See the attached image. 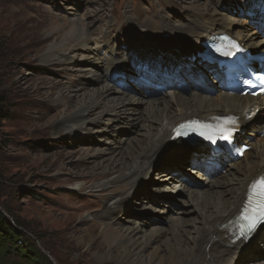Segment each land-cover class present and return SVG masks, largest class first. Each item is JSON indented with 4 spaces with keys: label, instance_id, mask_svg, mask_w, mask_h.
Here are the masks:
<instances>
[{
    "label": "bare ground",
    "instance_id": "obj_1",
    "mask_svg": "<svg viewBox=\"0 0 264 264\" xmlns=\"http://www.w3.org/2000/svg\"><path fill=\"white\" fill-rule=\"evenodd\" d=\"M213 1L217 5V10L214 7L210 8L209 1L206 2V8L202 11H196L194 6L190 5L189 9L192 14L189 13L191 15L187 16V24L178 27L179 31L165 25V31L158 32L146 25L130 23L129 34L133 42L125 44L127 47L130 46L131 51L122 52L120 43L112 42V26L105 28L106 33L101 36L99 29L89 32L87 26L79 27L77 25L69 31H65L63 25L55 31V35L51 37H54L55 41L49 45L41 57L40 61L43 64H59L62 63V60H66V57L71 60L70 53L78 50L93 67L88 74L91 75L89 77L91 83L96 86L91 91V95H86L84 92V84L83 87L76 86L70 90L73 95L59 96L61 92L56 93L63 110L69 109L76 97L87 96V98L79 100L74 107L75 111L69 114L70 116L63 118V122H61L63 124L60 127L62 130L70 132L75 129L74 134L84 133L83 126L98 123L106 116L109 123L115 118L129 121L127 126H130L131 131L134 132V135L127 139L126 147L120 145V142L116 145L119 147L113 146L109 142L111 145L108 143L105 145L106 148L100 152L101 156L97 155L99 173L96 176L99 180L92 183L89 188L103 190L114 181L130 183L136 179L139 180L135 181L129 193L107 197L105 208L101 213L89 219L88 216L85 217L92 224L90 223L89 226L81 230L84 240L90 239L88 242L83 240L82 244L86 245L90 242L94 244L92 239L97 235L102 240L103 248L100 252L93 254L94 261H91L93 264H235L241 259L242 261L254 259L258 264H264L260 260L262 254L260 255L258 249V245L260 246L261 241H264V226L261 233L259 231L256 234L252 232L251 239L248 241L238 238L240 230L243 228L239 219L246 196L250 192L252 184L260 177H264V133L260 126L261 120L264 118V98L227 94L220 91L218 83L207 76L205 79L202 78L200 89H196L192 83L189 84L190 92L174 87L162 94L155 102H149L147 99L156 95L154 91L150 90L145 93L131 83L128 84V87L131 86L130 89L120 90L115 87L114 82L117 74L128 70L129 61L132 58L144 60L148 66L149 64L145 60L147 58L144 55L150 52L158 57L156 60H159L160 63L172 64L175 62L182 67H187L188 75L193 76L195 69L192 64H196L197 61L193 63L190 58L199 52L200 43L206 38L209 39L222 33L229 35L245 47L261 50L264 45V34L259 40H256L258 33L255 30L243 35L244 23H237L238 21L235 20L238 27L233 26L235 21L230 22L228 9H225V12L219 10L222 6L225 8L233 4L234 0ZM248 2H246L248 9L264 8V0H249ZM245 21L242 20V22ZM98 32L101 42L98 41L99 39L94 40L89 36L90 33L98 35ZM167 34L170 35V38H165ZM98 69L101 76L98 74ZM151 71V78L155 81L159 78L158 67L151 66ZM207 87L217 93L208 96L212 92L208 89L204 91V88ZM203 91L204 96H200L199 94H202ZM81 92L83 93L81 94ZM134 96L138 98H134ZM253 112L257 113V117L251 116ZM218 117L236 118V128L231 135H237L238 142L248 143L251 147L243 159L232 162L227 157L229 163L223 167V159L219 156L216 161L222 165V171L205 172L207 174L205 176L201 173L202 170H206L205 166L201 171H191L207 185L201 186L188 179L192 188L184 190L185 197L182 198L184 208L181 207L178 200H168L166 196H162L160 190L155 191L159 196V200H155L157 194H152L153 190L150 184L149 189L145 191V196L139 197L138 200L142 202L146 200L149 202L148 204L153 205L169 203L168 207L177 206L179 211L177 217L169 219L172 228L162 226L146 234L138 221L132 220L126 225L118 222L117 218L134 205L131 203L132 200L126 201L125 198L130 199L134 189L140 186V179L143 177L146 180L148 174L154 169L156 160H162L165 155H169V157L172 155L171 159L167 158L172 163L165 167L166 171L160 172L156 178L160 180V183L178 181L177 184H174L175 186L179 183L181 186L185 185L182 184L184 182L182 179L186 181V178L181 175L185 163H194L199 168L201 166L198 155L195 156L194 152H190L188 156L186 154V157L176 153L184 147V141L182 142V139L177 136L178 133H182L179 126L193 120L201 126V122H210ZM61 123L58 125L60 126ZM218 124H222L224 127V123L218 122ZM123 130L125 131V129ZM206 131L208 130L206 129ZM117 132L118 129L114 127L111 136L115 138L117 134L114 133ZM121 146L124 148L123 151ZM194 150L203 155V147ZM106 153L108 156H104ZM177 170L180 171L178 177L175 173ZM210 177H214L211 182L207 180ZM147 184L149 185V181L144 182L143 186ZM152 184L155 185V183ZM72 187L74 192L81 189L82 181L76 180ZM157 188L160 189L161 185L153 187V189ZM156 212L163 214L164 208L161 207ZM192 212H195L196 216L200 218L198 220L195 217L192 220L193 224L192 221L182 217ZM94 218H99L102 222L95 223L91 220ZM78 219L84 221L81 217ZM257 239L261 240L256 242Z\"/></svg>",
    "mask_w": 264,
    "mask_h": 264
},
{
    "label": "rangeland",
    "instance_id": "obj_2",
    "mask_svg": "<svg viewBox=\"0 0 264 264\" xmlns=\"http://www.w3.org/2000/svg\"><path fill=\"white\" fill-rule=\"evenodd\" d=\"M208 1L0 0V74L2 90L8 98L9 111V119L0 126V210L10 212L20 224L18 229L40 250L48 263L93 264L91 263L93 254L103 248L102 240L97 235L92 239L94 244L92 242L82 244L84 237L81 230L92 224L85 217L88 216L89 219L101 213L105 208L107 197L129 193L135 181L139 180L130 183L114 181L103 190L89 188L92 183L99 180L96 176L99 173L97 155L106 148L105 145L111 143L116 146L120 142V145L126 147L127 139L131 138L134 132L131 131L130 126H127L129 121L115 118L109 123L106 116L98 123L83 126L84 133L74 134L75 129L69 132L60 128L63 118L70 116L79 100L87 96L76 97L72 106L63 110L56 93L61 92L59 96L73 95L70 90L84 84V92L86 95H91V91L96 86L90 81L91 75H88L93 67L78 50L70 53L71 60L66 57V60H62L59 64L46 65L40 61L44 51L55 41L54 37H51L63 25L65 31L77 25L87 26L89 32L99 29L101 36L106 33L105 28L112 26V42L120 43L122 52L131 51L130 46L127 47L125 44L133 42L129 34L130 23L146 25L158 32H164L165 25L179 31L178 27L187 24V16L192 14L190 5L194 6L196 11H202L208 2L210 8L216 9V3L213 0ZM248 1L234 0L233 4L225 8L222 6L219 10L225 12L224 10L228 9L230 22L236 20L237 23H244L243 35L255 30L258 33L256 40H259L263 35L262 32L251 23V19H248L243 9ZM242 20L246 21L242 22ZM236 21L232 25L238 27ZM99 32L98 35L90 33V38L98 40ZM165 38H170V35H165ZM98 41L101 42L100 39ZM98 74L100 75L99 69ZM191 83L196 89H200V85L195 81L192 80L189 84ZM206 89L208 87L204 88V91ZM204 91L199 95L204 96ZM209 91L217 93L215 90ZM162 94L151 96V99L147 100L155 102ZM263 120L264 118L260 126H263ZM114 127L118 129V132L114 133L117 134L115 138L111 136ZM183 144L184 147L176 153L186 157L195 146L186 142ZM122 149L124 148L121 146ZM104 156H108V153ZM168 157L169 155H165L160 161L155 159L157 163L147 179L144 180L142 177L139 181L140 186L134 189L130 199L125 198L126 201L132 200L131 203L134 205L117 218L122 225L132 220L138 221L146 234L162 226L172 228L169 219L177 217L179 212L177 206L168 207V202V204L153 205L148 204L146 200L144 202L138 200L139 197L145 196L150 184L153 195L160 190L162 196H166L168 200H178L183 208L185 207L182 203V198L185 197L184 190L192 188L188 179L201 186L207 185L191 172L194 168H190L192 165L189 162L185 163L181 172L182 177L186 178V181L182 179L184 186L179 185L181 183L175 186L178 181L160 183L156 177L160 172L166 171L165 167L172 163L167 159ZM173 164L175 165V162ZM175 173L178 177L180 171L177 170ZM213 178L207 180L211 182ZM76 180L82 181L83 187L74 192L72 184ZM147 181L149 185L143 186ZM152 183L161 185V188L153 189L155 185ZM158 198L157 194L154 199ZM161 207L164 208L163 214L156 212ZM196 215L192 212L182 217L190 221L195 217L199 220ZM80 217L84 221L78 219ZM91 220L95 223L102 222L99 218ZM88 240L84 241L88 242ZM258 240L261 239L255 241ZM261 242L258 249L260 255L262 254L260 260L264 262V241ZM8 246L9 244L0 246V257L6 255L4 262L0 264L20 262L19 257L15 255L16 251L13 253L6 251ZM255 263L257 260L242 261L241 259L235 264Z\"/></svg>",
    "mask_w": 264,
    "mask_h": 264
},
{
    "label": "trees",
    "instance_id": "obj_3",
    "mask_svg": "<svg viewBox=\"0 0 264 264\" xmlns=\"http://www.w3.org/2000/svg\"><path fill=\"white\" fill-rule=\"evenodd\" d=\"M9 119L8 98L2 90V79L0 74V126ZM20 224L11 216L10 212L0 210V246L4 247L9 244L6 251L13 253L16 251V256L20 262L12 261V264H50L42 255L39 249L33 243H30L28 237L18 228ZM5 251V252H6ZM6 255L0 257V262L3 263Z\"/></svg>",
    "mask_w": 264,
    "mask_h": 264
},
{
    "label": "snow or ice",
    "instance_id": "obj_4",
    "mask_svg": "<svg viewBox=\"0 0 264 264\" xmlns=\"http://www.w3.org/2000/svg\"><path fill=\"white\" fill-rule=\"evenodd\" d=\"M229 123H231V121ZM224 132L230 133V130L225 128L222 130L221 134ZM240 218L245 222L242 230H240V236L238 237L241 239H248L252 232L255 231L256 227L264 223V178L252 184L249 198L243 206Z\"/></svg>",
    "mask_w": 264,
    "mask_h": 264
},
{
    "label": "water",
    "instance_id": "obj_5",
    "mask_svg": "<svg viewBox=\"0 0 264 264\" xmlns=\"http://www.w3.org/2000/svg\"><path fill=\"white\" fill-rule=\"evenodd\" d=\"M196 138H199L197 135H194Z\"/></svg>",
    "mask_w": 264,
    "mask_h": 264
}]
</instances>
